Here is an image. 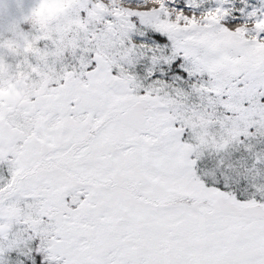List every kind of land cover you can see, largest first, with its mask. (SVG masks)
Listing matches in <instances>:
<instances>
[{"label":"snow or ice","instance_id":"1","mask_svg":"<svg viewBox=\"0 0 264 264\" xmlns=\"http://www.w3.org/2000/svg\"><path fill=\"white\" fill-rule=\"evenodd\" d=\"M37 4L0 16V264H264V0Z\"/></svg>","mask_w":264,"mask_h":264},{"label":"clouds","instance_id":"2","mask_svg":"<svg viewBox=\"0 0 264 264\" xmlns=\"http://www.w3.org/2000/svg\"><path fill=\"white\" fill-rule=\"evenodd\" d=\"M14 0H0V16L3 17L5 22L10 19H15L16 16L13 14L12 5ZM66 7L65 0H39V4L35 6V12L29 13L28 23L35 28L39 25L44 14L47 13L54 16L63 11ZM30 42L25 39L22 35V31L17 26L11 32L5 31L0 34V49H3V62L0 63L5 74H8L10 65L7 62L8 55H24V51L28 49ZM7 94L8 89L2 90Z\"/></svg>","mask_w":264,"mask_h":264},{"label":"rangeland","instance_id":"3","mask_svg":"<svg viewBox=\"0 0 264 264\" xmlns=\"http://www.w3.org/2000/svg\"><path fill=\"white\" fill-rule=\"evenodd\" d=\"M20 2L23 4V7L27 10L35 5L37 0H20ZM12 11L15 16L19 15L18 9H17V0H14V3L12 5ZM26 31H30V26L25 28ZM9 62H12L11 57L8 58Z\"/></svg>","mask_w":264,"mask_h":264}]
</instances>
